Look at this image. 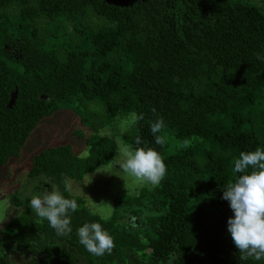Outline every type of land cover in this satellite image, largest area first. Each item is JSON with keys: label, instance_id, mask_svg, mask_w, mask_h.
I'll use <instances>...</instances> for the list:
<instances>
[{"label": "trees", "instance_id": "1", "mask_svg": "<svg viewBox=\"0 0 264 264\" xmlns=\"http://www.w3.org/2000/svg\"><path fill=\"white\" fill-rule=\"evenodd\" d=\"M257 54L264 56V8L255 0H0V167L59 109L95 134L129 112L143 114L118 138L153 148L167 167L158 187L114 198L102 218L62 181L107 163L112 139L86 138L83 157L68 144L33 154L27 176L44 177L79 208L69 213L70 234L57 236L29 198L8 196L17 212L0 230V264H10L6 249L23 253L22 264H264L240 259L227 231L233 212L221 198L241 175L233 171L240 152L264 149ZM158 117L160 135L190 143L165 154L166 142L157 145L150 131ZM92 222L113 238L110 255L79 243L77 229Z\"/></svg>", "mask_w": 264, "mask_h": 264}, {"label": "clouds", "instance_id": "2", "mask_svg": "<svg viewBox=\"0 0 264 264\" xmlns=\"http://www.w3.org/2000/svg\"><path fill=\"white\" fill-rule=\"evenodd\" d=\"M257 58L264 61V56L257 54ZM155 113L156 109L153 108ZM144 119L143 114H133L130 122L121 124L127 129ZM165 128L163 117L150 121V131L155 143L163 147L165 138L159 133ZM104 134L103 132L101 133ZM141 144V138L135 140ZM113 166L119 167L121 172L134 184L156 188L164 180L167 167L159 152L153 148L122 145L113 158ZM102 167V166H101ZM233 171L241 173L223 190L222 199L229 202L233 216L228 218L227 231L232 242L240 254L241 260L255 258L264 259V149L256 148L250 152H240L235 159ZM107 172V171H97ZM64 191L71 192L72 184L64 179ZM28 207L41 220H47L57 236H67L71 232V217L79 206L74 199L65 198L56 188L33 195L29 199ZM79 243L93 256L111 254L115 244L111 235L100 223H85L77 229Z\"/></svg>", "mask_w": 264, "mask_h": 264}, {"label": "rangeland", "instance_id": "3", "mask_svg": "<svg viewBox=\"0 0 264 264\" xmlns=\"http://www.w3.org/2000/svg\"><path fill=\"white\" fill-rule=\"evenodd\" d=\"M255 1L264 8V0ZM94 108L99 110L100 106L95 105ZM132 115L133 113L129 112L125 116L115 119L109 125L110 129L102 127L96 134L90 131L69 110L59 109L38 121L28 134L18 156L10 159L5 166L0 167V230L3 223L17 212V209L8 202V196L17 192L18 196L30 199L37 193L55 188L54 185H51L50 189L48 180L42 176H27L32 155L47 147L68 144L77 156L83 157L87 154L86 138L94 135L93 138L104 136L113 140V153L107 163L99 165L92 172L85 173L81 180L68 179L72 184V190L69 193L82 197L88 210L102 218L110 215L114 198L135 194L141 187H150L134 184L121 172L118 166H113V158L118 152V147L126 145L118 138L119 132L123 129L121 124L130 122ZM163 136L166 141L165 154L172 153L190 143V139H175L167 132ZM40 183L43 187L39 186ZM6 251L9 252L7 259L10 264L24 263L23 253H11L9 249Z\"/></svg>", "mask_w": 264, "mask_h": 264}, {"label": "flooded vegetation", "instance_id": "4", "mask_svg": "<svg viewBox=\"0 0 264 264\" xmlns=\"http://www.w3.org/2000/svg\"><path fill=\"white\" fill-rule=\"evenodd\" d=\"M44 191H45V190H44ZM40 193H41V192H40ZM40 193H39V194H40ZM37 194H38V193H37Z\"/></svg>", "mask_w": 264, "mask_h": 264}, {"label": "water", "instance_id": "5", "mask_svg": "<svg viewBox=\"0 0 264 264\" xmlns=\"http://www.w3.org/2000/svg\"><path fill=\"white\" fill-rule=\"evenodd\" d=\"M11 101H12V100H11ZM11 101H10V102H11Z\"/></svg>", "mask_w": 264, "mask_h": 264}]
</instances>
